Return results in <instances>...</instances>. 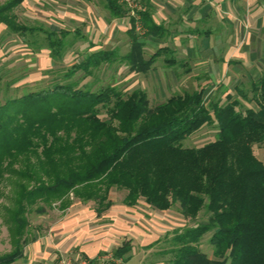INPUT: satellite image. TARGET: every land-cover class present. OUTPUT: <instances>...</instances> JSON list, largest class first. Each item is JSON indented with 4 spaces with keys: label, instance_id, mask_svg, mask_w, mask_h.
Listing matches in <instances>:
<instances>
[{
    "label": "trees",
    "instance_id": "16d2710c",
    "mask_svg": "<svg viewBox=\"0 0 264 264\" xmlns=\"http://www.w3.org/2000/svg\"><path fill=\"white\" fill-rule=\"evenodd\" d=\"M23 1L0 4V22L13 33L26 30L14 13ZM105 1L113 17L126 15L117 0ZM46 39L49 57L62 60L64 33L48 32ZM165 50L145 60L132 37L124 61L145 73ZM115 60L112 50L90 53L63 71V82L0 104V185L7 191L1 209L12 247L0 264L23 258L35 239L30 213L44 215L54 203L64 212L77 200L92 202L100 216L112 205V189L125 192L127 207L143 200L160 212L178 204L189 220L201 210L208 214L206 223L174 233L165 264H264V163L253 151L264 147V74L250 82L251 98L238 90L224 103L205 102L200 89L150 105L143 91L82 90L68 81ZM249 102L256 109L243 108ZM206 126L215 130L213 141L182 147ZM207 233L212 258L199 248ZM130 251L126 242L113 255L126 260Z\"/></svg>",
    "mask_w": 264,
    "mask_h": 264
},
{
    "label": "crops",
    "instance_id": "0c3cea01",
    "mask_svg": "<svg viewBox=\"0 0 264 264\" xmlns=\"http://www.w3.org/2000/svg\"><path fill=\"white\" fill-rule=\"evenodd\" d=\"M8 1L0 0V4ZM233 1L141 0L144 11L137 12L139 19L130 13H126L124 17H113L112 19L104 12L107 9L106 3L102 4L101 11L96 12L95 15L94 12L87 10L89 17L87 23L89 24L86 26L85 35L80 36L84 49L79 53L77 49H72L74 45L69 46L59 63L72 66L90 53L112 50L115 52L116 60L113 63L103 64L102 72L108 66L109 70L114 73L121 72L124 68L134 73L124 61V57L130 52L133 37L142 44V54L145 60L158 49H166L146 72L152 78L155 88L163 89L166 86L169 89V94L178 90L189 92L190 90L203 89L205 102L217 100L219 98L218 88L223 87L224 89L227 86L225 89L227 92H224L223 96L230 93L227 83L233 77L234 65L239 64L240 59L246 60L245 62L252 59L249 57L247 60L241 53L234 54L232 46L225 50L222 47L216 48L217 46L213 45L215 42H222L220 36H214L210 29L199 30L197 24L207 23L211 18L217 22H225L222 17L217 15V6L223 8L225 10L223 13L226 14L228 4L232 9ZM48 3L46 0H24L14 9L17 22L26 28L22 33H13L0 22V39L6 38L0 47L3 64H10L11 59L16 56L15 52L18 53L17 56L20 51L24 53L23 56L34 55L36 68L23 70L21 75L14 79L16 81L6 87L12 89V92L19 90L21 93L18 96L23 94L27 87L38 85V89H42L54 84L53 82L45 84L42 80L47 74L54 73L51 71L50 51L45 50L44 47L39 49L36 42L29 38V33H34L35 30L40 33L44 31L37 25L35 28L24 25L17 16L18 9L24 11L36 9V14L43 16L47 14L43 7H46ZM50 3L55 5L58 0H50ZM63 13L69 20L73 19V15H68L66 11ZM225 17L226 21H229L230 16L226 15ZM32 19L38 20V16L32 17ZM48 29L49 32L64 33V47L69 44L70 39L78 34L59 27L56 21H53V24L48 23ZM47 35L46 32V38ZM228 41H232L231 38ZM7 54L9 55L4 58ZM74 57L76 59L72 61L71 59ZM32 60L33 58L30 59V61ZM70 61L72 63H69ZM157 64L161 67H158ZM230 66H232L231 70ZM244 68L240 70V73L245 75L249 81L254 80L250 70L246 71ZM162 72L163 75H159ZM260 76L256 77L257 79L254 81H257ZM98 80L100 81V78ZM208 83L214 85L209 86ZM110 199L111 207L100 216L96 215L94 205L91 207L90 202L81 203L78 201L72 203L62 213V218L58 222L44 224L43 229L40 226H34L35 239L25 246L23 258L13 264H69L71 261L79 262V264H83L85 261H88L89 264H96L97 257L106 253L113 254L115 248L126 242H128L131 251L126 260L122 259L123 264H146L143 249L146 250L147 246L159 241V235L156 236L155 232L160 231V228L154 225L157 212L154 210L148 212L144 209H140L142 212H136L133 208H139V204L149 208L143 200H139L134 207H127L122 203L123 208H119L114 200ZM157 225L165 227L162 224Z\"/></svg>",
    "mask_w": 264,
    "mask_h": 264
},
{
    "label": "rangeland",
    "instance_id": "374dc122",
    "mask_svg": "<svg viewBox=\"0 0 264 264\" xmlns=\"http://www.w3.org/2000/svg\"><path fill=\"white\" fill-rule=\"evenodd\" d=\"M66 1V2H64ZM46 2H49L46 7H43L44 12H47V14L43 16H39V14H36V9L32 10H17V16L21 19V23L24 25H28L30 27H40L44 32L40 33V31H36L32 34L29 33L31 40L36 42V45L40 49L44 47L45 50H49L48 44L46 42V32H49L48 29V23L53 24V21H56L59 25V27L64 29H69L72 32L78 33L75 35L74 38L70 39L69 44H67L66 47L63 48L62 53L65 54V52L69 49V46L74 45L72 49H77L79 53L84 49L82 48V41L80 40L81 35H85L86 33V26L87 21L89 20V17L87 15L88 9L94 12V15L96 12L101 11L102 4H105V0H58V3L53 5L50 3V0H46ZM117 2L122 5L126 10L127 13H130L132 16H135L138 18L139 14L138 11H144L143 4L141 0H131V4H127L125 2L120 3L118 0ZM230 4H228L227 13L224 14L223 11H225L220 6H217L216 12L217 15L222 17L225 22H217L212 20H209L207 23H198L197 28L199 30H207L210 29L213 31L214 36H220V39L222 42H212L214 44L213 46H217L216 48H229L232 46L233 53H241L245 58L250 57L249 62H245L246 60H241L239 64L234 65V74L231 77V80L229 83L227 80V84L229 86L230 93L228 95L223 96L224 92H227V86L223 89L218 88V99L222 101L223 103L226 102V99L228 96H231L233 99L239 97L238 90H242L243 92L247 93V98H251L252 93L250 92V82H255L258 76H262L264 74V0H234L232 9H230ZM54 6V7H53ZM63 7V9H62ZM29 11V13H28ZM35 11V13H34ZM67 12L68 15H73V19L69 20L63 12ZM38 12V11H37ZM49 12V13H48ZM104 12H106L107 16H110L113 19V16L111 15V12L106 9ZM51 13V14H50ZM62 13V14H61ZM129 14V15H130ZM230 16L229 21H226L225 16ZM38 16L37 19H32ZM139 19V18H138ZM34 20V21H33ZM82 20H85V22H82ZM211 21V22H210ZM34 23V24H33ZM37 25V26H36ZM37 29V28H36ZM75 30V31H74ZM10 32V31H9ZM11 33V32H10ZM44 33V34H43ZM230 36V37H229ZM231 38L232 41H228ZM226 39V40H225ZM224 40V41H223ZM4 41H6V38L3 40L0 39V47L3 45ZM39 44V45H38ZM35 50V49H34ZM11 59V63H2L0 57V104L4 102V100L8 97H12L14 95L18 96L21 92L19 90H14L12 92V89H7L8 85L14 81L15 78L19 77L21 75V72L24 70H28L29 68H36L35 67V61H34V55H27L23 56V52L20 51L19 55ZM70 53V52H69ZM221 53V51H220ZM9 54L5 55L8 56ZM33 58L32 61H30L31 58ZM166 57L168 55L166 54ZM76 57L71 59L72 61L75 60ZM235 59V58H234ZM236 60V59H235ZM70 61L69 63H72ZM8 62V61H5ZM59 62L61 60H52V67L51 71L54 73L47 74L44 79L45 84H48L50 82L53 83H60L63 82V71L70 68V66L61 65ZM33 63V64H32ZM3 64V65H2ZM32 64V65H30ZM122 64H124L122 62ZM246 66L244 68V65ZM106 65V64H104ZM158 65V64H157ZM102 65L97 69H92L91 74H83L82 71L76 72V74L68 81H75L77 82V87L82 90L89 89L91 91H96L101 87H105L107 85L109 86H116L118 90H120L124 94H130L133 91H143L148 99V102L150 105H156L158 103H162L166 101L172 94L174 93H181L184 91L178 90L176 92H173L172 94H169V89L164 86V88H155L152 82V78L148 76L145 73H131L128 71V69L124 68L121 72L116 71L115 73L112 72V70H109V67L107 66L106 69L102 72L101 68ZM158 67H161V65H158ZM243 68L248 71L250 70V74L252 75V78H255L254 80L251 79L250 81L245 77V75H242L240 70H243ZM248 68V69H246ZM232 69V66H230V70ZM239 70V72L237 71ZM254 71V72H253ZM159 75H163L159 74ZM260 76V77H261ZM250 77V78H251ZM100 78V81L98 80ZM67 81V80H66ZM104 82V83H102ZM219 84V83H218ZM207 85L212 86L214 84L208 83ZM38 85L34 87H27L23 92H29L33 90H38ZM205 87V86H203ZM12 92V93H11ZM22 92V93H23ZM189 92H192L190 90ZM22 95V94H21ZM217 98V97H216ZM208 102V101H207ZM252 107L256 109V106L253 102L244 103L243 108ZM215 139V130L212 127H204L201 131L198 133L184 139L181 141V145L184 148H198L203 145H205L208 142H211ZM253 151L255 156L264 163V147L261 146H254ZM7 191H4L3 187L0 185V255L8 253L12 247L9 240V234L7 231V228L5 224L3 223L2 218V209L1 206L7 205V199L5 197ZM125 195L124 191H117L115 189H112L110 192V198L114 200V203L117 204L119 208L122 207V199ZM74 202H78L75 200ZM73 202V203H74ZM90 206L92 207L93 204L90 202ZM59 204L54 203L52 205V209L47 210V212L44 215H39L34 212L30 213L28 215V220L30 224V230L33 231L34 226H40L42 229L44 228V224H48L50 222H58L62 218V213L59 209ZM139 208L134 207L133 209L136 210V212H142L140 209H144L148 212L153 210L152 208H146L143 204H139ZM156 211V210H154ZM155 216V226L160 228V231H156V236L159 235L158 240L159 241H153L154 244L152 248H147L144 250V256H146L144 259L146 260V264L153 263V264H165L166 261L170 258V255L165 253L166 250L170 248L169 240L176 232L182 231L184 228L187 227H193L196 224H203L206 223L208 220V214L201 210L194 220L185 219L181 214L179 210V205L175 204L172 208H170L167 211H163L162 213H159L160 211H156ZM134 215V212L132 213ZM168 220V221H167ZM162 224L165 227H161ZM165 231V232H164ZM211 233H207L204 235V237L201 240L200 243V250L206 254L209 258H212V249L211 246L208 243V239L210 237ZM142 254V253H141ZM66 264V263H65ZM69 264H79V262H73Z\"/></svg>",
    "mask_w": 264,
    "mask_h": 264
},
{
    "label": "built area",
    "instance_id": "2783aa9c",
    "mask_svg": "<svg viewBox=\"0 0 264 264\" xmlns=\"http://www.w3.org/2000/svg\"><path fill=\"white\" fill-rule=\"evenodd\" d=\"M120 3L131 4V0H118ZM83 264H89L88 261L83 262ZM96 264H123L122 258L115 257L112 253H106L102 256L97 257Z\"/></svg>",
    "mask_w": 264,
    "mask_h": 264
}]
</instances>
